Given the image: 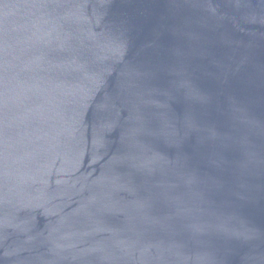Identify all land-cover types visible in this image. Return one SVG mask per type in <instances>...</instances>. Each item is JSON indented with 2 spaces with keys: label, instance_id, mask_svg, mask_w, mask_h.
Returning <instances> with one entry per match:
<instances>
[{
  "label": "water",
  "instance_id": "1",
  "mask_svg": "<svg viewBox=\"0 0 264 264\" xmlns=\"http://www.w3.org/2000/svg\"><path fill=\"white\" fill-rule=\"evenodd\" d=\"M0 264H264V0H0Z\"/></svg>",
  "mask_w": 264,
  "mask_h": 264
}]
</instances>
